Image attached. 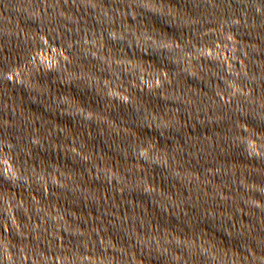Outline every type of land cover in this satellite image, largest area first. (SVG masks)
Returning <instances> with one entry per match:
<instances>
[{
  "label": "water",
  "instance_id": "water-1",
  "mask_svg": "<svg viewBox=\"0 0 264 264\" xmlns=\"http://www.w3.org/2000/svg\"><path fill=\"white\" fill-rule=\"evenodd\" d=\"M0 264H264V0H0Z\"/></svg>",
  "mask_w": 264,
  "mask_h": 264
}]
</instances>
